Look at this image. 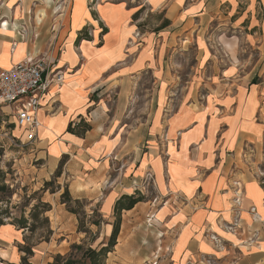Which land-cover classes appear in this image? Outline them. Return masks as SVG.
I'll use <instances>...</instances> for the list:
<instances>
[{
  "label": "crops",
  "instance_id": "crops-1",
  "mask_svg": "<svg viewBox=\"0 0 264 264\" xmlns=\"http://www.w3.org/2000/svg\"><path fill=\"white\" fill-rule=\"evenodd\" d=\"M61 1L48 27L43 23L47 12L27 11V0L12 6L10 0H0V68L48 52L47 58L64 72V82L51 86L38 113L37 140L45 144L50 165L56 168L63 156L68 162L72 156H88L90 167L98 163L96 172L85 179L76 174L70 188L96 190L93 183L112 174L110 156H124L129 160L123 173L135 170L142 179L151 171L159 194L166 197L157 209L162 218L155 221L165 226L163 244L174 264H195L207 257L224 264H264V91L238 92L236 108L224 114L223 62H209L204 76H197L196 65L185 75L176 69L182 64L179 54L187 49L197 46L204 55L208 45L202 42L210 25L218 16L223 19L224 5L242 0ZM247 2L262 4V44L257 45L262 55L251 78L262 76L264 84V0ZM146 6L158 19L154 29L143 27ZM5 21L7 31L2 29ZM84 28L90 38L78 40ZM198 78L211 87L202 105L195 104L197 92L191 87ZM149 82L155 110L146 106L132 112L131 100L147 99ZM81 121L90 126L84 134L68 131L71 123L75 127ZM160 139L166 142V161L148 157L144 166L142 150L134 149L151 142L155 151ZM158 157L159 172L153 165ZM109 180L106 201L112 197L109 208L114 209L133 187L125 176L114 174ZM27 239V231L13 223L0 225V264H21L25 246L33 251L31 264L50 262L47 241L30 245Z\"/></svg>",
  "mask_w": 264,
  "mask_h": 264
},
{
  "label": "rangeland",
  "instance_id": "rangeland-1",
  "mask_svg": "<svg viewBox=\"0 0 264 264\" xmlns=\"http://www.w3.org/2000/svg\"><path fill=\"white\" fill-rule=\"evenodd\" d=\"M15 1L10 0L8 5L12 6ZM27 1V11L36 12V14L43 12L44 15L47 12L43 23L47 21L48 27H50V22L56 15L55 12L62 5L61 0ZM82 8L85 10L84 4H82ZM144 9L142 23L144 22L145 26L143 27L154 29L158 22L156 14L151 13L147 6ZM223 13V19L219 16L215 18L214 25H210L211 28L203 37L202 43L208 45V48H205L204 55L203 51L198 50L197 46L191 47L184 54H179L180 58L178 56V59L182 64L180 63V66L176 69L181 70L185 75L188 74L191 66L196 65L197 76H204L206 71L210 70L209 62H212V60L217 63L223 62L224 114H226L236 108L234 103L238 102L236 100L238 92L247 93L250 89L254 90L256 88L264 91V84L260 83L262 76L251 78L253 73L257 72L254 71L256 60L259 59L260 54L262 55V52L257 53V45L262 44V41L259 40V37H261L259 25L263 18V9L260 3L250 6L247 0H242L238 4L224 5ZM39 28L41 30L42 27L39 26ZM105 30V27L101 26V33H104ZM221 32L224 34L223 40L220 37ZM190 42H192V39ZM222 47H224V51ZM209 49L211 51L213 49V56ZM48 55L47 52L39 54L38 57L47 58ZM216 71L218 72L219 68H216ZM148 76L147 81H150V74ZM248 78L251 79L250 82H243L244 79ZM197 81L196 85L191 84V87H195L197 92L195 104L202 105L205 102V95L209 90L211 91V87L209 84L202 83L200 78ZM253 84H257V86ZM152 86L149 82L147 99L137 97L131 100L132 112L146 106L150 112L155 110L156 100L154 99ZM170 86L174 87L173 85ZM185 86L184 88L187 89L188 85ZM134 90L138 91L139 87L134 85ZM111 102L113 103L114 99ZM167 102L172 103L173 101L167 100ZM240 102L242 103V100ZM134 113H138V111ZM262 119H264V111L262 112ZM13 121L12 110L6 106H0V180L2 181L0 184L6 185V190L0 191V212L4 222L19 224V220H26L28 227L35 226L33 231L26 229L28 238L26 242L28 244L35 245L47 241L51 251L50 255H52L50 261H53V257L58 253L63 255L70 253L71 246L74 243H83L86 247L91 246L93 248L99 247L100 244L107 245L112 229L118 223L120 226L119 234L116 245L112 247V251L108 254L107 264H154L155 262L157 264L158 262L159 264H174L170 255H168V249L163 244V239L167 234L164 233L165 226L155 221L156 218H162V214L158 213L157 209L164 206L166 197L163 198L159 194L151 171H148V174L142 179L136 177L137 171L135 170L131 175H129L130 170L123 173L129 159L127 158V161H124V156H114L112 154L110 156L112 174L105 179L103 178L98 184L91 181V185L93 183L96 190H91L87 188L88 186L86 188L80 186L83 190H79V188L77 192L74 187L70 188L76 174L85 179L88 177L89 172H96L98 163L94 162L92 163L93 166L90 167L87 162L89 157L86 155L72 156L69 159L71 162H68V157L63 156L57 167L53 168L50 161L46 159V152L42 147L45 144H39L37 138L33 143L19 146L20 142L25 140V135L22 132L23 129L17 127ZM158 143V148L155 151H152L151 142H148L143 147L141 145L140 149H134V152L142 150L144 162L146 158H153L154 156H160L166 161L168 157L166 142L160 139ZM61 145H63L62 142ZM246 148L250 149L248 145H246ZM50 151L57 152L58 150L50 147ZM76 152L81 154V151ZM87 152L91 153L90 150H87ZM96 153L94 151V154ZM160 157L153 161V165L158 172L161 165ZM143 165L145 166L146 162ZM85 170L88 171L85 172ZM114 174L118 178L124 176L128 178L133 187L128 194L133 195L136 199H141L133 208L123 209L119 214H116L114 209L109 208L112 197L106 201L108 188L110 187L109 179ZM263 177L262 173L261 179ZM47 182H50V184L46 185ZM241 186L242 184H240ZM66 188L70 191L72 201L63 203L61 195ZM95 191H99V195H95ZM238 193H241V191L239 190ZM129 201V199H124L125 204H129ZM45 204L47 205L45 206ZM35 206L36 210H34ZM69 209H75L77 213H72ZM35 211L37 217L33 216ZM160 240H162V243L159 242ZM175 257L177 256L175 255ZM195 264H224V262L214 257H207Z\"/></svg>",
  "mask_w": 264,
  "mask_h": 264
},
{
  "label": "built area",
  "instance_id": "built-area-1",
  "mask_svg": "<svg viewBox=\"0 0 264 264\" xmlns=\"http://www.w3.org/2000/svg\"><path fill=\"white\" fill-rule=\"evenodd\" d=\"M63 82L64 72L46 57L20 61L7 69L0 68V106L9 107L14 115L13 123L23 129L25 140L19 146L36 140L41 127L38 113L42 101L51 86Z\"/></svg>",
  "mask_w": 264,
  "mask_h": 264
},
{
  "label": "trees",
  "instance_id": "trees-1",
  "mask_svg": "<svg viewBox=\"0 0 264 264\" xmlns=\"http://www.w3.org/2000/svg\"><path fill=\"white\" fill-rule=\"evenodd\" d=\"M168 21H165L164 24H168ZM89 39V35L87 33V28H84L79 36H78V40L79 39ZM90 129V126L84 122L81 121L80 123H78L75 127H73L72 123L69 125L68 127V131L72 132V133H76V134H84L87 130ZM0 182H2L0 180ZM50 182H47L46 185H49ZM6 190V185L5 184H0V191H5ZM54 192V191H53ZM62 199H63V203H67V202H71L72 201V197L70 194V191L68 188L65 189V191L62 193L61 195ZM124 199H129V204H125L124 203ZM141 199H136L133 195L130 194H123L122 196H120L116 203H115V207L114 210L116 212V214H119L121 210L123 209H131L133 208L136 203H138ZM78 201V200H76ZM47 204H45L46 206ZM36 210V206L35 209ZM46 210V209H45ZM72 213H77V211L75 209H69ZM47 211V210H46ZM1 212H0V225L5 224V222L3 221L2 217H1ZM34 217H37V212L35 211V213L33 214ZM19 224H15L14 225L18 226L21 229H24L26 231V229L28 228L29 230L33 231L35 229L34 227H28L26 220H19L18 221ZM119 228L120 226L118 225V223H116L112 229V232L110 234V238H109V242L107 243V245L103 246V244H100L99 247L93 248L91 246L86 247L85 244L83 243H74L72 244V250L70 253L68 254H56L53 257V261L48 262L47 264H107V258H108V254L112 251V247H114L116 245V240H117V236L119 234ZM24 251L26 252V256H24L22 258L21 264H31L29 261V256L33 254V251L31 249L30 246H25L24 247Z\"/></svg>",
  "mask_w": 264,
  "mask_h": 264
},
{
  "label": "bare ground",
  "instance_id": "bare-ground-1",
  "mask_svg": "<svg viewBox=\"0 0 264 264\" xmlns=\"http://www.w3.org/2000/svg\"><path fill=\"white\" fill-rule=\"evenodd\" d=\"M9 25H10L9 22L5 21L4 24H3V28L2 29L4 31H7L9 29Z\"/></svg>",
  "mask_w": 264,
  "mask_h": 264
}]
</instances>
